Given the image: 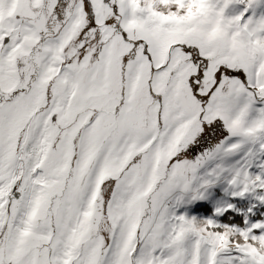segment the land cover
<instances>
[{"label":"snow or ice","instance_id":"snow-or-ice-1","mask_svg":"<svg viewBox=\"0 0 264 264\" xmlns=\"http://www.w3.org/2000/svg\"><path fill=\"white\" fill-rule=\"evenodd\" d=\"M0 264H264V0H0Z\"/></svg>","mask_w":264,"mask_h":264}]
</instances>
